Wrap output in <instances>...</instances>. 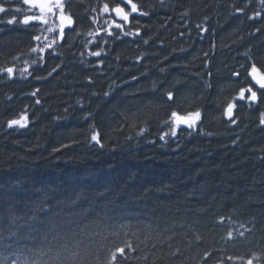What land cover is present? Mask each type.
<instances>
[{"label":"trees","instance_id":"trees-1","mask_svg":"<svg viewBox=\"0 0 264 264\" xmlns=\"http://www.w3.org/2000/svg\"><path fill=\"white\" fill-rule=\"evenodd\" d=\"M114 2L63 0L60 41L53 23H6L36 10L0 0V69H15L0 71V264H264V104L223 114L251 64L264 70V4L134 0L148 15L125 31L140 35L109 36ZM172 110L201 120L161 140Z\"/></svg>","mask_w":264,"mask_h":264},{"label":"snow or ice","instance_id":"snow-or-ice-1","mask_svg":"<svg viewBox=\"0 0 264 264\" xmlns=\"http://www.w3.org/2000/svg\"><path fill=\"white\" fill-rule=\"evenodd\" d=\"M21 3L24 6H27L29 10H36L34 14H25L22 16V18L18 21L17 16L13 15L10 19L6 21L8 24H14V23H22L24 25H29L32 22H39L41 24H50L53 23L54 27H49L47 29L48 32H56L58 31V38L60 41L64 40L65 37V29L71 28L74 24L73 17L70 14H67L65 12V5L63 3V0H4V3ZM4 3H0V13H5L7 11H10V9L6 8L4 6ZM261 3L264 4V0H261ZM16 13H21L22 9L17 7L14 9ZM103 13H111L114 14L116 19H112L110 23H108V26L104 31L109 35H113L114 29L120 30V32L123 33L125 36H139L140 35V27L137 25L135 26L134 31H125L126 25H131L133 17L136 15L140 16H147V12L141 11V5L134 2V0H118V2H114V6L109 5V3H104L103 8L101 10ZM236 12L243 13L244 9L241 7H236ZM261 15L260 12H256L253 14L252 17H249V19H253L255 17H259ZM55 16L58 23L55 21H50V17ZM197 28H200L199 25H197ZM201 31H207L206 28H200ZM98 34V33H97ZM34 40L39 41L41 37L39 35L33 37ZM56 43V39H53L50 43L45 44L44 47H34L31 49L32 52L39 51L41 54H43L46 49H51L53 45ZM144 43H147V41H144ZM90 55L99 57L101 56V51H94L90 52ZM43 57H41L42 59ZM140 57H137V60H140ZM27 63V62H26ZM32 64H37L38 62L36 60H33L31 62ZM102 63V61H101ZM59 67V65L57 66ZM0 71H4L7 73L9 77H12L14 75L15 69L13 67H8L6 69H0ZM56 71V68L52 69V72L49 73V76L52 75L53 72ZM23 72H28V68H25ZM23 74V73H22ZM247 77L251 78V82L248 83L244 87H240L237 95L232 98L230 102L227 103L226 108L224 109V116L230 121L231 124L235 125L237 123L235 116V110L237 106V101H244L249 106L252 105H259L264 104V70L261 69V67H258L256 63H252L251 67L246 70ZM233 76L239 77L240 72H233ZM133 79H136V77H133ZM39 90L32 92V96H36L37 92ZM107 95V93H105ZM167 99L169 101L173 100V92L168 91L166 93ZM37 104L40 103L39 100L36 101ZM261 119L260 124L264 125V112H261ZM201 120V112L199 110L188 112L184 115H181L178 111L172 110L169 116V123L171 124V130L170 133H162L160 135V139L164 140L166 136L171 135L175 137L177 135L178 130L181 126H185L189 129L196 128L198 122ZM29 123V115L26 110L20 112L16 117L11 118L7 120V126L9 128L12 127H26ZM145 132L144 128L140 129V134H143ZM91 140L94 141L96 144H99L101 147H103V144L101 142V136L100 132L94 131L91 135ZM223 220V217L220 218ZM228 237L232 238L233 233L228 232ZM241 236L244 234L241 232ZM199 240L200 237H197ZM127 247L131 248V245L128 244ZM119 253L123 255L125 253L124 247H119L115 250V252L112 253L111 261L116 260V254ZM210 253L205 252L204 256L208 257ZM229 259H233L232 257H229ZM15 264V262H13ZM246 264H253V259H248Z\"/></svg>","mask_w":264,"mask_h":264}]
</instances>
